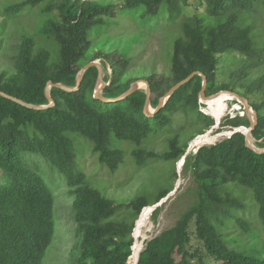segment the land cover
<instances>
[{
    "label": "trees",
    "instance_id": "1",
    "mask_svg": "<svg viewBox=\"0 0 264 264\" xmlns=\"http://www.w3.org/2000/svg\"><path fill=\"white\" fill-rule=\"evenodd\" d=\"M45 1H49V6L39 12L42 18L36 33L50 45L38 46L32 35L22 33L11 48L13 53L8 55L9 68L0 72L1 91L36 105L49 103L45 94L48 81L74 87L79 70L98 58L103 69L110 68L106 79L109 84L103 88L102 96L120 97L136 81L126 78L128 59L119 52L116 56L104 50L91 52V30L105 18L116 17L125 10L140 11L146 21L154 18L174 21L181 17L183 5L189 2L23 0L6 5L3 13L15 17L25 7H36ZM199 1L207 17L196 12L182 16L179 34L173 41L168 75L156 78L151 74L143 78L149 83L150 104L155 109L160 97L194 71L206 76V95L227 89L216 83L219 54L236 52L245 58L257 57L254 65H259L260 50L255 47L253 31L255 20L264 25V0ZM250 15L252 23L248 22ZM97 76V68L91 67L76 90L51 87L54 105L44 109L27 108L0 95V264H43L55 240L54 189L38 167L29 166L28 155L42 158L49 170L67 185L76 229L71 251L73 263L132 264L136 220L144 208L160 201L171 188L160 189L153 202L146 194L136 195L128 202L105 196L78 169L71 134L92 141L99 160L115 170L122 162L123 152L111 148L112 137L141 144L150 137L168 133L176 114L184 115L195 126L196 135L215 124L212 116L200 110L201 75L176 90L151 116L144 113L147 95L139 89L118 101L94 98ZM242 96L257 115L252 135L255 144L263 148L264 101L253 100L248 93ZM242 125L249 127L250 121L236 113L225 118L215 132L224 126L234 129ZM182 130L181 125L180 132L166 139L163 152L133 149L135 163L140 166L150 159L176 163L196 136L182 141ZM185 158L184 168L193 175L196 199L173 226L146 241L137 264H264L261 257L230 249L216 228V224L228 225L232 220L245 230L249 228L237 215L247 205L235 195H223L221 187L225 183L249 192L251 207L264 227V152L254 151L245 134L237 131L213 145L201 146ZM159 210L154 209V217Z\"/></svg>",
    "mask_w": 264,
    "mask_h": 264
},
{
    "label": "rangeland",
    "instance_id": "2",
    "mask_svg": "<svg viewBox=\"0 0 264 264\" xmlns=\"http://www.w3.org/2000/svg\"><path fill=\"white\" fill-rule=\"evenodd\" d=\"M22 1L0 0V25L2 26V31L0 32V72L9 68L8 55L13 53L11 48L15 42L19 41L22 33L32 35L38 46L48 47L50 45V42H46L47 40L36 33L39 19L42 18L39 12L49 6V1H45L36 7H25L15 17L4 15L3 9L6 5ZM104 1L123 4L125 0ZM53 12L58 13L57 9H54ZM187 12H196L207 17L205 8L199 0H189L186 5H183L181 17L178 16L174 21L166 18H154L146 21L138 10H125L116 17L105 18L104 22L97 25L89 34V39L92 43L91 52L104 50L115 56L118 55V52L124 53V56L128 59L126 78L136 79L138 89L146 92L147 85L141 81L144 80L145 76L155 74L156 78H162V76L168 75L173 41L179 34L181 18ZM251 16L248 19L249 23H252ZM258 21L255 20L253 39L255 47L260 50L259 56L261 60L259 59V65H254V61H258L257 57L245 58L236 52L219 54L216 65V83L217 86H227V89H222L217 94L223 93L227 96L229 92L225 91L232 90L231 92L241 96L242 93L251 94L253 100L258 102L264 101V84L262 82L264 79V25H261L260 21ZM95 61L102 65L101 59L98 58ZM109 73L110 68L107 66L103 69V79L106 82ZM102 90L100 92L101 95ZM227 98L224 100L227 104V109L219 119H216L214 114L216 103L208 104L204 100L201 101L200 110L212 116L214 121H219L217 125L214 124L202 134L196 135L195 126L189 124L184 115L176 114L173 116L172 128L168 133L156 138L150 137L141 144L112 137L110 141L111 148H117L123 152L122 162L115 170H111L99 160V154L93 150L92 141L80 137V135L71 134L75 145L78 169L85 174L89 183L94 188L99 189L105 196L114 200L128 202L136 195L146 194L149 201L153 202L160 189L171 188L168 193L169 197L158 206L160 210L155 217L153 216L154 210L151 209L148 222L138 230V239L134 235L136 225L133 229L134 241H143L142 249L147 240L173 226L187 207L194 203L196 187L193 175L184 168L186 158L184 160L181 158L173 164L172 162L166 163L158 159H150L145 161L143 165L138 166L131 155L132 150L143 148L144 150L163 152L166 147V139L180 132L179 128L181 125L184 126V130L181 132L182 141H189L194 135H196L195 138L206 134H211V137H214L217 136V133L218 135L221 133L222 136L216 141L201 145L209 146L229 138L233 130L229 126L222 127L220 132H215L225 118L233 117L236 113L242 118H248V116L243 104L235 96L231 94V98ZM154 109L155 107L149 104L148 114H151ZM239 127L247 129L243 125ZM191 143L192 140L188 142L186 151L188 147H191L189 145ZM196 152L194 149L186 155L195 154ZM26 158L29 166L38 167L37 170L54 189L56 199L54 206L56 218L55 240L48 248L43 264H74L71 251L76 241V229L70 209L72 200L67 195V185L59 179L55 172L52 173L49 170L47 163L42 158L29 155ZM174 172L176 175H174ZM221 193L223 195H235L247 205V208L238 211L237 215L249 227L245 230L237 225L234 220L230 221L228 225L216 224V228L223 235L224 242L230 249L256 255L264 259V227L258 222L253 211L254 208L251 207L252 200L249 192L236 184L225 183L221 187ZM153 205L150 204V207L148 205L149 209Z\"/></svg>",
    "mask_w": 264,
    "mask_h": 264
},
{
    "label": "water",
    "instance_id": "3",
    "mask_svg": "<svg viewBox=\"0 0 264 264\" xmlns=\"http://www.w3.org/2000/svg\"><path fill=\"white\" fill-rule=\"evenodd\" d=\"M91 67H96L97 70H98V76H97V86L96 85V88H95V91H94V98H97V99H101L105 102H108V101H118V100H121L127 96H129L130 94H132L133 92H135L136 90H138V86H137V81L133 82L129 89L124 93L122 94L120 97L118 98H115V99H107L105 97H103L100 92L101 90L103 89V87H105L106 85H108L109 83L106 82L104 79H103V67L100 63H98L97 61H91L87 64H85L78 72V74L76 75V86L74 87H71V86H67L65 84H62V83H54L52 81H48L47 83V86L45 88V94H46V97L49 101L48 104L46 105H36V104H32V103H27L25 101H23L22 99H19L15 96H12L10 94H7L3 91L0 90V95L7 98V99H10L18 104H21L22 106H25L27 108H32V109H44V108H47L49 106H52L54 105V100L53 98L51 97L50 95V88L51 87H59L63 90H66V91H73V90H76L79 85L81 84V81H82V78H83V75L85 73V71ZM196 75H201L203 77V82H202V88H201V91H200V101H203L207 98H210V97H213L214 95H216L217 93L215 94H212V95H206L205 93V89H206V76L204 74H202L201 72L199 71H194L193 73H191L190 75H188L187 77H185L184 79L180 80L179 82H177L176 84H174L165 94L164 96L160 97L159 98V102H158V106L156 107V109H154V111L151 113V114H148V107H149V104H150V96H151V89H150V86H149V83L146 81V80H141L142 82H144L146 85H147V90H146V102H145V106H144V113L146 115H154V113L159 110L161 107H163L167 101V99L176 91L178 90L180 87H182L184 84L188 83L194 76ZM225 92H229L230 94H232L233 96L236 97L237 100L240 101V103L243 104L244 106V110L249 118V121H250V126L247 127V129H245L244 127H236L232 130L230 136L237 132V131H240L242 133L245 134L246 136V142L247 144L254 150V151H257V152H264V147L261 148V147H258L256 144H255V139L252 135V130L253 128L255 127L256 123H257V115L255 113V111L252 109L249 101L235 93V92H231V91H225ZM253 117V118H252ZM219 123V121L215 120V125H217ZM218 134V133H217ZM190 145V144H189ZM201 147V145L197 146L195 148V152ZM190 151V147H188L185 155L182 157L183 160L186 156L187 153H189ZM171 194V192H170ZM169 197V194L166 195L165 197L161 198L160 201H158L157 203H155L153 206H151L152 210H154L156 207L160 206L167 198ZM139 258V257H138ZM137 262H138V259H137ZM136 262V264H137Z\"/></svg>",
    "mask_w": 264,
    "mask_h": 264
},
{
    "label": "bare ground",
    "instance_id": "4",
    "mask_svg": "<svg viewBox=\"0 0 264 264\" xmlns=\"http://www.w3.org/2000/svg\"><path fill=\"white\" fill-rule=\"evenodd\" d=\"M229 95V97H228ZM228 97V98H227ZM230 99L231 98V94L228 93L227 96L224 95L223 93H219L214 95L213 97L207 98L204 100L205 103L208 104H215L216 105V109L214 111V114L216 116V119H219L224 111L227 109V104L225 103V99ZM215 108V107H214ZM220 136H222V134L220 133L219 135L217 134V136L211 137V134H206L204 136H198L197 138H195V140H192V143L190 144V152L193 151L197 146L202 145V144H207L209 142H213L216 141ZM206 139V140H205ZM212 140V141H211ZM151 209L148 208H144L142 210V212L140 213V216L136 222V228H135V232L134 235L136 237V239H138V230H140L141 227L145 226V224L148 222L149 220V216L151 213ZM148 226V225H147ZM143 230V229H141ZM140 235V233H139ZM144 237V235H143ZM145 240V239H144ZM142 244L143 241H139V240H135L134 246H133V261L132 264H136L137 259L139 257V253L142 250Z\"/></svg>",
    "mask_w": 264,
    "mask_h": 264
}]
</instances>
